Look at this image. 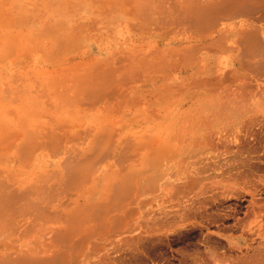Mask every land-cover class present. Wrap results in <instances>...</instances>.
I'll use <instances>...</instances> for the list:
<instances>
[{"label":"rangeland","instance_id":"1","mask_svg":"<svg viewBox=\"0 0 264 264\" xmlns=\"http://www.w3.org/2000/svg\"><path fill=\"white\" fill-rule=\"evenodd\" d=\"M160 2L0 0V146L3 144L4 148L0 149V179L7 178L15 184L25 182L21 187L18 184L16 191L26 189V183L42 184L56 198L54 203L67 207L72 203L73 193L72 186L67 184L83 169H93L98 164H106L100 186L113 185L119 180L117 185L129 189L131 179L135 182L139 178L145 180L140 181L141 186L158 189L166 187L165 182L169 184L183 176L208 181L210 190L214 189L210 182L230 175L235 160L264 161L262 132H255L253 138L254 130L245 124V118L237 132L232 116L229 117L232 112L223 119L226 116L222 111L226 110L225 115L232 111L226 109L230 102L221 111L226 104L220 106L217 93L204 94L188 85V73L179 72L175 62L166 63L162 70L165 76L157 78L156 56L175 60L180 54L172 48L186 44L184 40L189 33L183 25V15L181 18L174 14L169 2ZM107 77L110 81L119 78L126 83L111 85L119 88L116 93L121 92L124 99L119 94L107 93L100 100L90 97L83 102L85 106L74 105L75 97L88 98L86 91L92 81L109 82ZM106 82L100 87H111ZM110 95L121 99L115 102L109 99ZM90 128L91 134L100 139L94 150V145H87L82 138L72 142L63 138L66 133ZM117 134L119 137H115ZM15 135L19 139L14 140ZM62 138L69 142H63ZM39 142H44L42 161L30 160L31 150L18 156L16 143L33 146ZM10 143L13 145L6 151ZM68 149L77 152L76 157L65 152ZM121 153L125 158L122 159ZM8 154L17 159L3 160ZM67 155L75 159L91 156L93 160L68 161ZM122 177L130 182L123 181L125 185H121L125 180ZM175 185L177 181L171 186ZM37 197L35 201L42 202ZM35 214L30 215L32 219L18 221L16 226L8 225L5 229L12 227L8 232L3 228L0 237L14 234L12 237L19 238L18 234L25 233L26 227L30 231L27 223L31 227L35 225L25 237H36L39 219L34 218Z\"/></svg>","mask_w":264,"mask_h":264},{"label":"bare ground","instance_id":"2","mask_svg":"<svg viewBox=\"0 0 264 264\" xmlns=\"http://www.w3.org/2000/svg\"><path fill=\"white\" fill-rule=\"evenodd\" d=\"M166 2H169L174 14L183 15V18L180 17L189 33L184 40L186 44L179 48L177 46V49L172 48V51L180 54L175 60L172 61L167 56H156L154 62L159 70L157 78L165 76V71L162 70H165L166 63L175 62V68L179 67V72L188 73V85L199 88L204 94L217 93L222 102L220 106L226 104L221 111L230 102L226 109L232 111H228L227 115L226 110L222 111L226 118L223 115L216 116L224 117L223 119L232 116L231 122L234 121L237 132L240 125L246 122L249 129L254 130L251 132L252 137L256 136L255 132H262L264 136V0H165ZM110 78H105L109 82L90 79L92 86L86 91L88 98H72L74 105L85 106L87 104L83 102L90 97L100 100L107 93L121 96V92L116 93L119 88L112 86L125 82L119 78L110 81ZM103 82L112 86L104 89V86L100 87ZM121 97L110 95L109 99L118 102ZM244 118L245 122H241ZM93 129L90 128L86 133L69 132L63 138L70 142L82 138L87 145H94V150L100 139L91 134ZM246 134H249V130ZM17 136L15 135L14 140ZM63 138V142H69ZM259 139L257 138L258 141ZM11 143L5 145L6 151L13 145ZM16 144L18 156L21 152L31 150L30 160L42 161L40 158L44 142L33 146ZM2 145L1 150L4 149ZM69 149L65 152L71 154ZM72 154L76 157L77 152L73 151ZM73 155L66 156L68 161L73 158L77 162L93 160L91 156L83 155L82 158L75 159ZM124 156L121 153L122 159ZM13 159H17L16 156L8 154L3 160ZM68 161L65 160V163ZM231 167L230 175L209 183L214 187L210 190L207 188L208 181L183 176L176 177L175 180L169 179L173 182H165L166 187L161 184L162 187L158 189H150L151 185L146 187L144 183L142 184L145 186L142 187L140 181L145 180L137 177L135 182L131 179L135 184L132 188L130 183L129 189H124L125 187L117 185L119 180L113 182V185L100 186V180L105 177L106 164H98L93 169L89 168L90 170L82 168V173L67 184L72 186L69 187L70 191L73 190L70 193L73 203L71 207L70 202L67 207L54 203L56 198L42 184L26 183L27 187L23 191L18 188L20 192L15 189L19 185H25V182L20 181L18 185L13 180L1 177L0 231L4 228L8 232L12 228L5 229L8 225L16 226L18 221L32 219V213H36L34 218L39 219V223H36V237L30 236L35 225L32 224L31 227L30 223H27L30 231L23 227L25 233H19V238L12 237L14 234L11 237H5L6 234L0 237V264H264V161L235 160ZM120 179H127L122 180L121 185L123 181L125 184L130 182L128 178ZM175 181L177 186H171ZM168 185L174 189H167ZM31 194L33 196L30 197ZM35 196L42 202H36ZM27 232L30 237H25ZM10 233L12 231L7 234Z\"/></svg>","mask_w":264,"mask_h":264}]
</instances>
